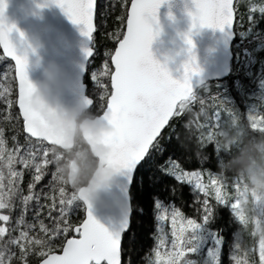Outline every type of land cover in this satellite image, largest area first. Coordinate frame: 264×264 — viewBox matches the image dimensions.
<instances>
[{
  "label": "trees",
  "instance_id": "obj_1",
  "mask_svg": "<svg viewBox=\"0 0 264 264\" xmlns=\"http://www.w3.org/2000/svg\"><path fill=\"white\" fill-rule=\"evenodd\" d=\"M129 0H96V11L94 13L93 38L90 40V47L94 54L86 63L83 83L86 86V93L92 98L93 104L88 110L98 115L106 104V96L101 100L102 93L106 90L110 93L108 76H102L104 63L109 65V55L112 52L115 42L121 37L126 6ZM236 11L234 22V39L231 44L232 58L230 61L229 74L216 81H208L196 89V97L190 100L183 113L170 120L169 125L160 138V143L165 147L162 155L153 152L151 159L143 163L134 173L130 189L131 216L129 228L121 237V264H155L153 254L150 250L154 248V219L157 210L154 205L159 201L162 206L178 209L183 216L194 218L198 222L202 219V205L197 200H202L201 193H194L193 187L187 183H179L174 179L173 174H164L158 170L159 165L168 161L170 173L187 171H201L202 181L205 185L209 183L210 176H215L220 181H225L223 191L226 193L228 205L216 207L213 196H209L210 203L216 207L214 222L207 226L210 232L218 233L222 238L218 264H226L223 247L227 244L228 237H237L230 252L235 261L242 264H258L256 256V243L261 234L263 224L253 222L251 205L248 203L247 211L244 208L241 219H236L231 213L230 205L237 192L231 184L233 172L223 168L222 160L228 159L225 152L226 145L222 143L224 138L230 134H239L240 126L252 136H262L258 129L264 127V13L259 9L264 7V0H235ZM106 53L108 55H106ZM109 70L111 67L109 65ZM97 73V81H93V73ZM15 82L13 78L12 64L0 53V133L3 134L5 148L11 151L17 160L20 156L28 159L30 151L46 148L54 149L56 154L62 158L53 159L52 151H49V159L53 163L44 169V175L39 182L34 180V167L25 168L21 163H13L14 170L22 172L19 181L21 194H30L29 184H34L31 193L38 195L39 199L29 201L27 210L19 199H14L16 205L11 210H0V214L10 216L7 223L0 222L8 227L13 237L19 235L18 221L23 215L25 225H34L29 232L30 238L48 240L49 236L40 231V223L52 229L58 221L59 213V188L64 187L66 196L77 190L68 184L54 178L58 165L64 159L63 155L56 150V147L38 145L36 140L29 138L22 129V122L14 106ZM9 101L11 105L9 106ZM192 102V105H191ZM220 116V126L215 127L212 122V114ZM252 123L257 124V129L251 127ZM208 125H212L209 127ZM213 133L215 138L208 140V134ZM171 134V140L169 136ZM20 148L17 154L14 149ZM5 162L0 163V172L7 177L8 169ZM43 157V151L37 152L36 162ZM175 161L180 168H174ZM63 178V177H62ZM236 178H239L236 176ZM241 179V178H239ZM241 182V180L239 181ZM7 183V180H5ZM52 197H55L53 201ZM55 202L56 208L50 209ZM83 218V207L78 200L73 201L70 206V215L67 217L71 226H77ZM255 224V226H254ZM226 225H229L227 228ZM61 229L64 227L60 222ZM260 226V228H259ZM17 229L12 231V229ZM27 230V229H26ZM169 236V230L166 229ZM73 231L64 234L62 231L57 238L51 240L54 252H58L65 239L72 237ZM7 239V237H6ZM222 246V248H221ZM234 246L236 248L234 249ZM11 251L16 255L12 258V264H23L20 259V248L11 245ZM39 246L31 245L27 256V264H37L41 257L34 254Z\"/></svg>",
  "mask_w": 264,
  "mask_h": 264
},
{
  "label": "snow or ice",
  "instance_id": "obj_2",
  "mask_svg": "<svg viewBox=\"0 0 264 264\" xmlns=\"http://www.w3.org/2000/svg\"><path fill=\"white\" fill-rule=\"evenodd\" d=\"M68 15L75 24L83 25L82 35L93 38L95 31L94 13L96 11V0H53ZM165 0H131V8L127 13L126 31L121 33L122 39H117L118 46L114 54L111 55L112 70H109L108 63H104L102 76H110L111 91L106 90L101 95V100L107 97L106 108L102 110V115H97L106 122L110 131L104 137V143L110 148L106 163L117 172L134 173L139 166L148 162L153 152L162 155L166 150L160 143V138L164 130L169 125L170 120L183 113L190 100L194 99L193 88L190 82L191 77L198 73L194 65V58L184 65V76L182 79L171 78L169 72L160 63L155 61L150 52V45L158 32L154 31L153 24L156 22L157 10ZM195 12L190 13L192 26L216 28L221 31L233 27L234 0H193ZM5 0H0V48L4 54L15 62V74L19 83L18 107L23 120V129L27 134L26 140L35 138L38 145L48 142L51 145L59 143L58 139L46 130L42 120L30 109L28 96L32 90V84L26 73L27 53L18 52L17 48L9 40V33L13 26L3 23V11ZM264 13V7L259 9ZM22 37V34H21ZM185 43L192 47V40L184 37ZM85 56H92L93 49L85 48ZM106 55H108L106 53ZM93 81L97 79V73L92 75ZM84 104H93L92 100H85ZM11 102L9 101V106ZM212 127V125H208ZM220 126V116L216 114L215 127ZM251 127L257 129V124L252 123ZM264 133V127L258 129ZM213 133L208 134V140H214ZM171 140V134L169 136ZM29 143L31 141L29 140ZM43 151V157L36 162L37 152ZM14 151L19 154L20 148ZM49 151L53 153V159L59 160L62 157L56 154L54 149H36L30 151L31 162L23 156L17 157L5 148L3 134L0 133V163L5 162L8 169L7 177L0 172V210H11L16 205L14 199H19L27 210L29 201L38 200L39 196L31 193L34 184H29L30 194L24 196L19 188V181L23 173L14 170L13 163H21L25 168L34 167V180L39 182L44 175L47 165L53 163L49 159ZM174 168H180L175 161L172 162ZM164 174H173L174 179L179 183H187L193 187L194 193L203 194L202 200H197L202 205V222L194 218H185L178 209L162 207L159 201L155 202V209L159 211L156 216L158 222L167 221L171 218V252L178 257H184L186 252L197 253L202 244V226L206 228L214 222L216 207L228 205L226 193L223 191L222 182L215 176H210L209 183L205 185L202 181L201 171L181 170L170 173L168 171V161L158 166ZM54 178L64 183L63 178L56 173ZM7 180V183H5ZM236 192H240V185L237 182ZM59 219L52 229L47 228L43 222L40 223V231L49 236L48 240L30 238L29 232L34 229V225H25L23 215L18 221L19 235L13 237L8 227L0 224V264H12V258L16 254L11 251L10 246L15 245L20 248V259L23 264H27V256L31 245L39 246V250L34 254L41 257L40 264H121V232H110L98 223L90 211V204L83 195V191H74L71 196H66L65 188H59ZM213 196L216 207L210 203L208 197ZM55 201V197H52ZM81 199L88 207L86 208L87 218L79 226H71L67 217L70 215V206L73 201ZM235 203H231L230 208H236ZM55 202L51 210L55 209ZM10 216L0 214V222L7 223ZM64 227L61 229L60 222ZM180 226L177 228V223ZM124 231L128 224L122 225ZM27 229V230H26ZM17 229H12L16 231ZM74 231L77 237L68 238L63 244L61 254H56L51 245V240L57 238L62 231L68 234ZM7 237V239H6ZM216 249L210 250L208 256L211 258L210 264H218V248L222 238L218 233L212 232ZM165 243L163 239L159 242ZM157 260L160 261V252H156ZM260 264H264V239L259 245ZM235 259V258H234ZM185 264H193L192 261L185 260ZM208 264V262H206ZM236 264H242L237 260Z\"/></svg>",
  "mask_w": 264,
  "mask_h": 264
},
{
  "label": "water",
  "instance_id": "obj_3",
  "mask_svg": "<svg viewBox=\"0 0 264 264\" xmlns=\"http://www.w3.org/2000/svg\"><path fill=\"white\" fill-rule=\"evenodd\" d=\"M5 5L3 23L8 26L14 25L9 33V40L18 52L27 53L26 73L29 81L32 83L41 81L43 69L52 64L64 73L63 86L56 94L61 105L67 107L77 102L84 103L85 100H92L87 95L86 86L83 83L86 63L90 58L85 56L84 49H91V39L82 35L83 25L73 23L53 0H5ZM130 8L131 0L126 6L122 33L126 31L127 13ZM194 12L193 0H165L157 10L153 28L158 34L150 45L153 59L165 67L173 79H182L185 63L194 58L198 73L191 77L190 82L195 86L193 92L206 82L221 80L229 74L235 22L234 13L231 29L221 31L198 25L193 27L190 13ZM186 34L192 40L190 50L184 40ZM117 46L116 41L110 54H114ZM0 53L12 64L15 82L14 106L23 129V120L18 107L19 83L15 74V62L4 54L2 48ZM108 61L112 70L111 55ZM108 81L111 91L110 76ZM98 115H102V111ZM31 139L35 140V138ZM44 143L56 147L48 142ZM106 158L101 155V163H104ZM134 173L117 172L112 182L101 184L97 188L100 202L90 204L93 218L110 232L120 231L121 237L129 228L131 216L129 189ZM81 190L84 191L82 188L76 191ZM77 200L83 207L80 225L87 218L88 205L81 199ZM125 224H128V228L124 231L122 225ZM73 237L78 238L74 231L73 236L69 238ZM63 244L59 251L55 252L56 254H61ZM37 264H40V261Z\"/></svg>",
  "mask_w": 264,
  "mask_h": 264
},
{
  "label": "clouds",
  "instance_id": "obj_4",
  "mask_svg": "<svg viewBox=\"0 0 264 264\" xmlns=\"http://www.w3.org/2000/svg\"><path fill=\"white\" fill-rule=\"evenodd\" d=\"M24 51H21L23 53ZM43 79L32 83L28 96L30 109L43 121L46 130L59 141L56 150L64 159L58 171L66 184L83 189L89 204L100 202L97 188L114 180L117 171L100 156L107 157L110 148L103 142L110 131L106 122L88 110L84 103L63 106L57 93L63 86L64 73L49 64L43 69ZM228 159L222 160L223 168L242 180V189L254 197L253 206H264V135L252 136L243 126L239 134H230L222 141ZM247 211L248 203L241 201ZM255 226V225H254ZM264 233V226L261 227Z\"/></svg>",
  "mask_w": 264,
  "mask_h": 264
},
{
  "label": "rangeland",
  "instance_id": "obj_5",
  "mask_svg": "<svg viewBox=\"0 0 264 264\" xmlns=\"http://www.w3.org/2000/svg\"><path fill=\"white\" fill-rule=\"evenodd\" d=\"M194 97H196V94H194ZM191 105H192V102H191ZM216 114L217 113L212 114V122H214V123H216ZM231 178H232L231 184L235 187V189H236L237 182L240 185V192L237 193V196H235V198L233 199V202H232V203H235L237 206L234 209L231 208V213L233 214V216L236 219H241L243 214H244L243 213L244 208L241 206V201L243 200V201H245V203H249L250 201H252L254 199V197L250 194L245 193V190H243L241 187L242 180L239 178H236L235 174ZM240 180H241V182H239ZM221 182L224 186L225 181L222 180ZM201 196H202V198H204L203 194H201ZM249 204L251 205L253 210H255L254 212L252 211V215L254 216L252 219L253 222L255 221V224L261 223L264 226V206H253L251 203H249ZM162 207H165V206H162ZM165 208H168V207H165ZM168 210L170 213L172 211V208L169 207ZM160 212H163V208L160 209L159 211H157L156 215H155V219H154L155 223H154V229H153V232L155 231V236H153L154 237V240H153L154 248L150 250V254H153V261L155 262V264H185V260L192 261L193 264H206V262H208V264H210L211 258L208 256V253L210 250H215L217 247L214 239L212 238V232H210L207 227L204 228L202 226V244H201L198 252L197 253L186 252L185 256L183 258L178 257L176 254H174L173 252L170 251L171 250V240H172L171 218L169 217V220H167V221L158 222L156 220V216L159 215ZM200 222H202V219ZM179 226H180V224L178 222L177 228H179ZM226 227L228 228L229 225H226ZM259 228H260V226H259ZM166 229L169 230V236H167L165 233ZM161 239H163L165 241V243L162 245L159 243ZM261 239H264V233H262V232L258 238L257 243L255 244L256 245V256L258 258V264H260L259 245H260ZM236 240H237V237L234 234L230 235L228 237V240L226 241L227 244L223 247L224 256L226 258V264H236L235 259H233L232 256L230 258V252H231L233 247H229V244L231 246H233V243L236 242ZM221 248H222V246H221ZM235 248H236V246H234V249ZM219 249H220V245L218 248V253H219ZM157 251L160 252V261L157 260V256H156Z\"/></svg>",
  "mask_w": 264,
  "mask_h": 264
},
{
  "label": "bare ground",
  "instance_id": "obj_6",
  "mask_svg": "<svg viewBox=\"0 0 264 264\" xmlns=\"http://www.w3.org/2000/svg\"><path fill=\"white\" fill-rule=\"evenodd\" d=\"M234 3H235V2H234ZM199 87H200V86H199ZM199 87H198V88H199ZM198 88H197V89H198ZM195 91H196V90H195ZM195 91H194V92H195ZM194 92H193V93H194Z\"/></svg>",
  "mask_w": 264,
  "mask_h": 264
}]
</instances>
